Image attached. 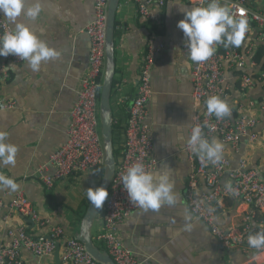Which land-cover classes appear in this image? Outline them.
<instances>
[{
  "label": "crops",
  "instance_id": "crops-1",
  "mask_svg": "<svg viewBox=\"0 0 264 264\" xmlns=\"http://www.w3.org/2000/svg\"><path fill=\"white\" fill-rule=\"evenodd\" d=\"M40 2L42 12L35 21L23 17L20 20L60 55L42 64L37 72L29 69L27 61L16 65L15 70L9 69L10 78L0 86L1 95L14 101L12 108L0 110V132L7 133V142L18 147L14 165L0 164V175L14 179L18 185L15 191L0 185V243H7L6 231L18 225H24L34 237L44 238L49 225L61 224L68 235L77 237L89 201L86 190L99 187L103 177L101 168L91 169L57 180L47 187L48 192L39 180V170L66 139L69 109L88 70L90 45L85 28L92 15V0ZM182 7L193 6L183 0H167L162 9L154 8L147 20L139 18L135 4L129 0H120L116 11V73L110 97L114 142L122 141L140 62L152 43L157 51L150 68L152 95L146 103V122L157 160L154 171L165 167L171 170L176 195L175 204H165L158 212H133L119 227L120 239L142 264H264V249L251 255L241 249L225 250L185 204L184 188L190 167L183 146L193 114L188 67L193 62L183 50L186 38L177 27L184 18ZM252 32L256 34L254 29ZM249 42L245 40L238 50L246 51ZM258 46L264 47V42ZM223 65L226 88L222 98L228 101L233 114L253 116L256 123L252 131L258 135L255 141L242 135L236 148L225 146L224 153L232 169L244 159L247 167L264 171V83L243 89L237 71L224 62ZM221 179L224 184L229 182L228 174ZM198 184L200 191L206 190L202 179ZM19 191L31 201L38 213L37 221L9 209V201ZM250 210L249 205L233 198L217 201L215 222L227 229H237ZM102 217L99 209L90 228L93 238L101 232ZM253 222L255 232L259 231L258 226L264 224V211L256 213ZM20 258L24 264H56L54 256L39 257L27 249L21 250Z\"/></svg>",
  "mask_w": 264,
  "mask_h": 264
},
{
  "label": "built area",
  "instance_id": "built-area-1",
  "mask_svg": "<svg viewBox=\"0 0 264 264\" xmlns=\"http://www.w3.org/2000/svg\"><path fill=\"white\" fill-rule=\"evenodd\" d=\"M136 6L139 18L152 17L154 8L162 9L167 0H129ZM192 6H206L210 0H183ZM226 3L234 18L243 15L248 21L245 40H250L247 54L236 47L225 48L216 45V51L208 60L194 63L190 69L191 98L193 114L188 126L187 139L183 146L189 173L184 188V200L190 214L204 222L210 233L225 250L241 249L247 254L260 251L247 243V237L254 234V216L264 211V171L249 168L244 159L238 167L231 168L230 160L223 151V159L212 164L201 159L192 151L188 142L193 126H200L208 139L219 137L220 141L234 150L242 135L255 141L258 135L252 131L255 119L249 114H231L223 119L207 112L205 101L209 96L225 95L224 65L237 72L240 87L247 89L254 83H264V62L261 67L253 59L257 45L264 42V0H221ZM108 0H92V15L85 32L89 40L88 70L80 80L75 101L69 109V123L65 141L49 156L39 170V180L46 187H52L60 179L70 175L99 169L104 165V153L100 135L99 80L103 77L105 64V25ZM12 26L0 16V34L10 31ZM252 29L256 31L253 34ZM255 42V44H254ZM255 47V48H254ZM255 49V50H254ZM183 50L188 52L187 43ZM157 47L152 43L142 57L137 77L136 93L129 108V115L121 132L122 149L115 163L114 174L108 187V198L102 207V229L96 240L104 247L116 264H142L127 249L120 239L119 227L133 213L140 211L139 205L131 203L123 189L122 175L133 163H143L148 171H154L157 160L153 156L150 126L146 122V103L152 95L150 68ZM24 60L9 55L0 57V86L10 78L9 64L20 65ZM239 70L243 71L239 73ZM249 71L251 73H249ZM14 101L0 93V110L12 108ZM228 174L229 182L223 183V175ZM204 181L205 191L199 190V180ZM226 198H233L249 205L250 212L243 215L239 228L227 229L215 222V204ZM3 206L0 201V207ZM13 213H18L32 221L38 220V213L26 195L19 191L8 203ZM8 242L0 243V264H24L20 258L22 249H27L39 257H51L57 241L63 264H103L86 252L84 245L76 237L68 235L61 224L49 225L50 239L34 237L24 225L11 227L7 231ZM53 241H52V240Z\"/></svg>",
  "mask_w": 264,
  "mask_h": 264
},
{
  "label": "clouds",
  "instance_id": "clouds-1",
  "mask_svg": "<svg viewBox=\"0 0 264 264\" xmlns=\"http://www.w3.org/2000/svg\"><path fill=\"white\" fill-rule=\"evenodd\" d=\"M180 11L184 18L178 21L177 27L186 38L189 59L194 63L204 62L213 56L216 45L239 48L245 41L247 19L243 15L234 18L221 0H210L203 7H182ZM41 12L40 0H0V13L13 25L10 31L0 34V57L12 55L27 61L32 72L39 71L42 64L59 57V51L40 39L27 23L20 20L23 17L35 21ZM8 68L15 70L16 64H9ZM205 104L208 114L218 119L231 114L228 101L219 96H209ZM188 142L201 159L212 164L223 159L224 144L215 137L206 138L200 126L192 127ZM17 152L18 147L7 142V133L0 132V164L14 165ZM170 177L171 170L167 167L148 171L143 163L137 162L127 168L121 179L129 201L147 213L158 212L165 204H175L174 182ZM0 185L13 191L18 187L14 179L4 175H0ZM108 195L103 186L86 190L87 199L96 209H102ZM258 227L259 231L247 237V243L249 247L259 250L264 249V224Z\"/></svg>",
  "mask_w": 264,
  "mask_h": 264
},
{
  "label": "water",
  "instance_id": "water-1",
  "mask_svg": "<svg viewBox=\"0 0 264 264\" xmlns=\"http://www.w3.org/2000/svg\"><path fill=\"white\" fill-rule=\"evenodd\" d=\"M119 2L120 0H108L105 25V65L99 95L100 135L104 153L103 177L100 186L105 187L107 191L114 174L116 163L112 145L113 117L110 97L115 73L114 30L115 16ZM98 210L99 209L94 208L91 203L88 202L85 213L80 221V232L76 238L84 245L86 252L98 262L103 264H116L111 256L106 251L101 250L93 241L90 228ZM44 239H50V237L46 236ZM53 242L55 244V252L53 255L55 263L61 264L60 245L57 241Z\"/></svg>",
  "mask_w": 264,
  "mask_h": 264
},
{
  "label": "trees",
  "instance_id": "trees-1",
  "mask_svg": "<svg viewBox=\"0 0 264 264\" xmlns=\"http://www.w3.org/2000/svg\"><path fill=\"white\" fill-rule=\"evenodd\" d=\"M115 26H116V20H115ZM114 32H115V30H114ZM114 34H116V32ZM263 56H264V47L263 46H258L256 48L255 53L253 54V59L257 62V64H259V66L262 65V63L264 62V57ZM241 72H243V71L239 70V73H241ZM115 73H116V69H115ZM115 73H114V76H115ZM99 82H100V88H99V91H98V96L100 95L102 78L99 80ZM114 84H115V81H114V78H113L112 88L114 87ZM112 88H111V92H112ZM112 126H113V124H112ZM112 133L114 134V128H113ZM113 134H112V145H113V152H114V156H115V160H116L118 158L119 154H120V149H122V141H120L118 143H117V141L114 142L115 137L113 136ZM101 170H102V173H103V167H101ZM46 191L48 192L49 188L46 187ZM86 202L88 204L89 201H86ZM254 233H255V229H254ZM93 241L101 250H105L100 245V243L96 240V238H93Z\"/></svg>",
  "mask_w": 264,
  "mask_h": 264
},
{
  "label": "rangeland",
  "instance_id": "rangeland-1",
  "mask_svg": "<svg viewBox=\"0 0 264 264\" xmlns=\"http://www.w3.org/2000/svg\"><path fill=\"white\" fill-rule=\"evenodd\" d=\"M98 98H99V96H98ZM99 131H100V129H99Z\"/></svg>",
  "mask_w": 264,
  "mask_h": 264
}]
</instances>
